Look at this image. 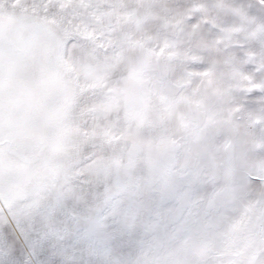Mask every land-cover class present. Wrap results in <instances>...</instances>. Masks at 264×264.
<instances>
[{"label":"snow or ice","instance_id":"1","mask_svg":"<svg viewBox=\"0 0 264 264\" xmlns=\"http://www.w3.org/2000/svg\"><path fill=\"white\" fill-rule=\"evenodd\" d=\"M0 264H264V0H0Z\"/></svg>","mask_w":264,"mask_h":264}]
</instances>
